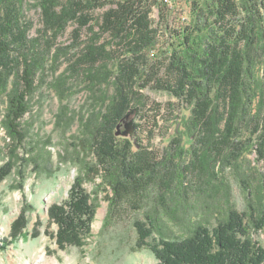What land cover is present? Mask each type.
<instances>
[{"label": "trees", "instance_id": "16d2710c", "mask_svg": "<svg viewBox=\"0 0 264 264\" xmlns=\"http://www.w3.org/2000/svg\"><path fill=\"white\" fill-rule=\"evenodd\" d=\"M32 1L41 15L35 33L26 0H0L7 138L17 149L28 137L22 120L50 61L66 59L52 84L62 98L71 81L95 98L94 112L80 119L81 172L68 200L49 210L59 244L80 245L90 234L103 195L105 229L124 212L140 214L136 249H150L159 264H264V247L253 238L264 230V0H189L185 25L170 30L174 40L167 35L171 0ZM70 27L72 44L57 46ZM148 90L176 102H152ZM68 115L59 117L67 123ZM130 122L134 135L118 136ZM172 122L184 131L152 145ZM229 176L245 194V211L232 203Z\"/></svg>", "mask_w": 264, "mask_h": 264}, {"label": "rangeland", "instance_id": "374dc122", "mask_svg": "<svg viewBox=\"0 0 264 264\" xmlns=\"http://www.w3.org/2000/svg\"><path fill=\"white\" fill-rule=\"evenodd\" d=\"M188 1L169 2L171 15L167 35L173 40L176 34H170V30L171 33L178 32L185 25ZM26 2L35 33L41 28L40 11L34 7L32 0ZM154 18L158 20L157 12ZM72 31L73 27H70L56 45H71ZM66 67L64 58L56 64L52 61L48 64L46 82L34 94L31 111L22 120L28 130L24 143L15 149V144L0 127V264H50L53 261L56 264H159L150 249H136L138 236L133 221L142 218L140 214L124 212L105 229L108 202L103 195L100 196L90 234L81 237V244L61 246L58 242L59 226L51 218L49 210L68 200L81 172L75 154L79 150L80 119L94 112L95 101L88 86L81 81H71L63 98L56 92L52 84ZM145 93L155 103L166 105L176 102L163 92L148 90ZM62 110L68 112L72 120L66 123L64 116L60 119ZM172 114L176 113L167 115V118H172ZM188 115L183 111L180 116L185 119ZM149 129L153 130L152 126L147 128L145 135L142 134L143 138L148 136L146 132ZM177 130L178 133L184 131L182 122L177 126L173 122L163 123L162 129L154 133L152 145L158 148L167 145L168 138ZM164 134L166 138H163ZM229 178L232 203L240 212L245 211V194L237 180ZM96 183H86L83 187L91 192ZM173 229L175 233H180L178 227L173 226ZM253 238L264 247V230L254 233Z\"/></svg>", "mask_w": 264, "mask_h": 264}, {"label": "water", "instance_id": "95a60500", "mask_svg": "<svg viewBox=\"0 0 264 264\" xmlns=\"http://www.w3.org/2000/svg\"><path fill=\"white\" fill-rule=\"evenodd\" d=\"M121 127H118V131H117V135L120 136H124V137H132L134 135V125L132 122L125 124L124 126V131H120Z\"/></svg>", "mask_w": 264, "mask_h": 264}, {"label": "bare ground", "instance_id": "6f19581e", "mask_svg": "<svg viewBox=\"0 0 264 264\" xmlns=\"http://www.w3.org/2000/svg\"><path fill=\"white\" fill-rule=\"evenodd\" d=\"M42 257H43V256H42ZM47 264H48V263H47ZM50 264H56V263H55V261H53V262H52V263H50Z\"/></svg>", "mask_w": 264, "mask_h": 264}]
</instances>
